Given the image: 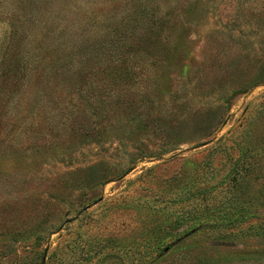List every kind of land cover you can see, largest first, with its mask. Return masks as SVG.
Here are the masks:
<instances>
[{"label":"rangeland","instance_id":"1","mask_svg":"<svg viewBox=\"0 0 264 264\" xmlns=\"http://www.w3.org/2000/svg\"><path fill=\"white\" fill-rule=\"evenodd\" d=\"M0 264H264V0H0Z\"/></svg>","mask_w":264,"mask_h":264},{"label":"trees","instance_id":"2","mask_svg":"<svg viewBox=\"0 0 264 264\" xmlns=\"http://www.w3.org/2000/svg\"><path fill=\"white\" fill-rule=\"evenodd\" d=\"M177 229V228H176ZM178 233V230L175 232V234H177Z\"/></svg>","mask_w":264,"mask_h":264}]
</instances>
